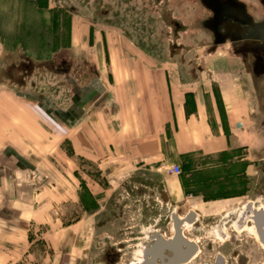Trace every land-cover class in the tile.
I'll use <instances>...</instances> for the list:
<instances>
[{"label": "crops", "instance_id": "crops-1", "mask_svg": "<svg viewBox=\"0 0 264 264\" xmlns=\"http://www.w3.org/2000/svg\"><path fill=\"white\" fill-rule=\"evenodd\" d=\"M228 2L221 0L216 11L201 0V20L221 14L242 29L264 20V0ZM70 13L68 47L51 59L40 62L24 54L15 63L0 42V69L3 62L14 71L23 62H40L34 68L53 75L43 81L57 84L53 94L40 86L31 90L33 82L12 75L10 83L0 84V149H6L0 153V245L24 244L33 205L60 187L61 174L53 177L52 189L44 188L49 177H38L43 187L35 182L25 158L32 148L46 146L39 120L50 117L55 135L69 131L70 179L82 181L86 191L98 175L122 181L121 187L135 181L134 188L146 189L144 195L159 181V204L183 205L191 212L188 220L195 213L211 216L245 190L264 191V105L256 87L264 74L255 73L252 50L245 47L249 36L231 44L218 38L213 55L193 71L191 63L154 58L120 28ZM227 50L234 55L222 57ZM67 51L70 59L60 54ZM63 90L69 93L66 108ZM174 166L181 175L169 174ZM13 254L0 253V264H8Z\"/></svg>", "mask_w": 264, "mask_h": 264}, {"label": "rangeland", "instance_id": "rangeland-1", "mask_svg": "<svg viewBox=\"0 0 264 264\" xmlns=\"http://www.w3.org/2000/svg\"><path fill=\"white\" fill-rule=\"evenodd\" d=\"M220 1L205 0L208 4L206 7L215 10ZM202 5L201 0H0V42L7 44V55L15 63H19L24 54L40 62L44 58L51 59L54 52L68 47L70 12H79L93 22L120 28L128 38L156 59L174 60L186 65L191 63V69L197 71L201 68V60L213 55L212 42L216 43L219 38L223 43L231 44L239 37L238 33L246 36L249 31L247 27L242 29L230 21L222 20L221 14L218 18L214 16L210 20H201L205 12ZM254 6L260 8L259 4ZM261 19L259 17L256 20L263 25L264 20ZM250 45L261 49L262 53L254 51L255 57L251 54L250 59L264 56L262 46L259 48L249 43L245 45L248 51L253 50ZM225 47L231 49L229 45ZM232 53V50H227L221 56L229 58L226 56L232 57ZM60 54L71 58L69 51ZM39 63L34 62L35 66L25 64L22 71L16 73L15 69L6 67V62H3L0 84L10 83L12 75L27 79L28 83L33 82L34 88L31 90L40 86L45 87L46 93L53 94L57 84L53 86L51 80V83L43 81V77L49 80L53 75L47 73L46 68H34ZM79 71L85 73L83 68ZM258 84L257 92L262 99L260 103L264 105V88ZM64 94H67L63 104L66 108L69 105V93L63 90ZM46 119L39 120L46 129V146L32 148L25 158L32 164L31 175L36 177L35 182L43 187L44 179L38 177H49L44 188L52 189L55 184L53 177L61 174L62 178L58 180L60 187L54 195L48 190V194L33 205L24 244L0 245V253H14L12 256L15 259L7 261L8 264H130L137 259V241L132 240L142 237L140 232L150 227L163 235L168 232L167 228L171 233L174 218L184 219L181 227L184 237L195 241L197 247L201 246L200 213H195L197 216L190 223L186 215L191 212L183 205L177 208L160 205L161 199H157L161 187L159 181L158 187L150 186L147 195H144L146 189L141 190L138 186L134 188L135 181H124L126 185L121 187L119 184L122 181H108L98 175L95 181H89L91 188L86 191L85 186H80L82 181L70 179L69 131L65 129L55 135L52 117ZM5 150L0 149V153ZM124 241H127V249L122 258L106 259L103 256L107 247L114 254L117 253L114 249Z\"/></svg>", "mask_w": 264, "mask_h": 264}, {"label": "flooded vegetation", "instance_id": "flooded-vegetation-1", "mask_svg": "<svg viewBox=\"0 0 264 264\" xmlns=\"http://www.w3.org/2000/svg\"><path fill=\"white\" fill-rule=\"evenodd\" d=\"M228 1L230 3L231 0ZM221 4L217 8L222 6ZM229 11L230 9L227 10ZM254 51L257 50H252L253 57H255ZM21 64L25 67L28 63ZM255 73L256 75L264 74V56L262 55L255 59ZM259 84L264 88V81ZM231 200L229 205L218 208L211 216H205L201 212V242H199L201 246L197 247L196 253L185 264H264V191L248 189L242 195L233 196ZM172 221L174 224H172L171 233L167 228L168 232L163 235L150 227L140 232L142 237H135L132 240L137 241L135 246L137 259L130 264L138 262L141 258V250L152 243L157 235L165 240L175 237L176 225L175 221ZM193 221L191 217L188 220L190 223ZM183 225L182 223L181 227ZM131 234L135 235L134 232ZM185 239L190 241L186 237ZM126 242L119 243V247L114 249L117 251L115 254L107 247L103 256L106 259L122 258L126 255ZM166 255L169 258L173 257L170 252H166Z\"/></svg>", "mask_w": 264, "mask_h": 264}, {"label": "water", "instance_id": "water-1", "mask_svg": "<svg viewBox=\"0 0 264 264\" xmlns=\"http://www.w3.org/2000/svg\"><path fill=\"white\" fill-rule=\"evenodd\" d=\"M263 25H253L249 23L250 27L246 36L251 38L252 42L249 41V43H254L257 46H262L264 48ZM238 36L239 37H236L234 40L243 37V35ZM191 220H193V217ZM174 221L176 225L175 237L173 239L165 240L161 236L157 235V238H154L155 240L152 243L144 246L141 250V258L134 264H185L193 257L197 251V246L193 242L185 239L181 229L183 220L174 218ZM166 252L173 254V257H167Z\"/></svg>", "mask_w": 264, "mask_h": 264}, {"label": "built area", "instance_id": "built-area-1", "mask_svg": "<svg viewBox=\"0 0 264 264\" xmlns=\"http://www.w3.org/2000/svg\"><path fill=\"white\" fill-rule=\"evenodd\" d=\"M182 171L179 166H174L172 169L169 170L170 175H181Z\"/></svg>", "mask_w": 264, "mask_h": 264}]
</instances>
